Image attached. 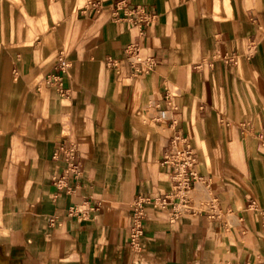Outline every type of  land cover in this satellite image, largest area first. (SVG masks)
<instances>
[{
	"label": "crops",
	"instance_id": "crops-1",
	"mask_svg": "<svg viewBox=\"0 0 264 264\" xmlns=\"http://www.w3.org/2000/svg\"><path fill=\"white\" fill-rule=\"evenodd\" d=\"M61 56L68 95L48 81ZM175 131L198 156L195 212L148 206L133 246L134 199L174 183ZM72 142L80 174L59 183ZM257 206L264 0H0V264H264Z\"/></svg>",
	"mask_w": 264,
	"mask_h": 264
},
{
	"label": "built area",
	"instance_id": "built-area-1",
	"mask_svg": "<svg viewBox=\"0 0 264 264\" xmlns=\"http://www.w3.org/2000/svg\"><path fill=\"white\" fill-rule=\"evenodd\" d=\"M119 8L120 6H117L113 10V13L118 14ZM124 10L126 11L125 18L130 19H133L134 16L138 17L140 13L139 8L130 5L125 6ZM119 19H121V17H119ZM152 20H154V16L143 17L140 15L136 18L135 22L141 26ZM132 55L134 60H141L137 47L135 51H132ZM57 65L59 71L55 74L48 75V81L50 84L53 83L62 95H68L69 90L64 86V78L70 63L64 56H61ZM168 115V109H161L159 111V119H166ZM60 153L64 154L66 165L63 176L58 180L59 183L65 182L71 174L76 177L80 174V164L77 160V147L75 143L72 142L67 146L61 147L54 155L57 157ZM197 160V153L188 138L179 131H175L162 158L163 164L173 168L174 183L171 190L168 192L162 194H141L136 196L132 205V224L129 236L131 245L137 247L140 244L141 237L144 234V220L147 216L148 206L169 209L173 219L179 218L186 212H195L189 193L202 179L195 168ZM64 186H66V184H64ZM251 205L256 206L255 201H253ZM256 208L260 213L264 232V208H258V206ZM209 212L212 216L219 214L217 198H212L210 201Z\"/></svg>",
	"mask_w": 264,
	"mask_h": 264
}]
</instances>
